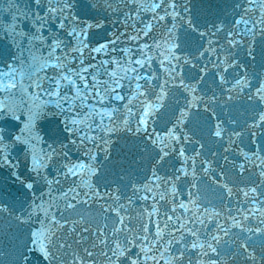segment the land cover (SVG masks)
Wrapping results in <instances>:
<instances>
[{
	"label": "snow or ice",
	"instance_id": "1",
	"mask_svg": "<svg viewBox=\"0 0 264 264\" xmlns=\"http://www.w3.org/2000/svg\"><path fill=\"white\" fill-rule=\"evenodd\" d=\"M100 2L89 0L84 7L98 9ZM6 3L7 7L0 4V14L6 13L10 17L7 21L0 19V169L9 170L10 176L24 191L23 199L16 198L13 205L5 203L0 195V216L8 214L23 225L32 221L37 213L44 215L47 226H44L45 220H41L42 227L31 231L32 247L28 248L29 253H36L39 264H97L96 253L92 250L97 248H100L99 254L104 257L105 264H160L161 260L164 264H180L188 250L198 257L196 264H226L212 259V256L220 255V246L229 243L225 237L232 234L233 228L252 234L240 240L238 246L243 250L241 256L255 262V251L249 250L250 242L253 235L264 237V227H247L245 221L259 215L258 223L264 225V207H260L264 201L258 199L259 195H264L258 193L260 185L239 189L244 201L257 207L243 211L242 219L231 215L230 210V223H216L213 231L208 230L205 221L195 213L190 217L185 215L183 219L181 215H175L178 209L183 213L190 212L183 201L177 203L175 199L169 201L173 205L170 209L173 215L160 213L154 203L147 213L148 223L133 229L121 214L122 209L126 210L119 203L121 196L116 191L101 192L91 182V178L100 172L97 165L99 154L103 153L104 160H108L112 137L127 133L141 138L145 146L151 144L154 149H159V158L153 165L149 182L142 189L132 185L133 196L139 199L136 194L141 190L151 193L154 181L165 185L171 183L173 197L179 195L175 190L176 181L188 176L186 165L189 160L195 175L196 160L201 155L200 151H195L192 157L185 154V145L193 141L182 125L189 109L204 103L205 111H208V105L216 103L217 97L214 94L205 101L195 95L196 84L185 83L182 76L184 65L195 67V64L192 63L193 58L180 56L175 51L180 48L177 29L184 27L203 40L206 36L214 37L222 32L223 25H212L207 31H201L192 18L189 0H183L182 5L177 0H102L104 11L118 16L110 21L114 30L107 33L106 39L93 45L90 32L104 28L105 23L103 20L89 21L79 15L81 0H23L22 3L6 0ZM113 3L124 7H113ZM245 3L248 6L234 20L232 30L225 35V43L229 50L242 48L246 43L247 55L254 60L257 36L264 37V0H245ZM213 8L209 0L204 10L210 12ZM235 8L240 9L241 4H236ZM256 12L259 15L254 17ZM241 24L251 26L246 27L242 34L237 30ZM117 25L120 28H116ZM157 28L160 31L153 35ZM244 35H247V41L243 39ZM214 44L218 41L209 39L208 48L200 51L199 57L205 53L216 56L215 61L209 62L218 70L223 65L224 72L229 67H243L231 53L220 59ZM219 51H225L224 47L220 46ZM157 57L163 58L157 61ZM154 62L163 69L165 76L162 82L153 68ZM200 71L207 72V65ZM217 75L221 84L228 83L223 72L217 71ZM171 87L187 91L192 99L179 110L171 128L165 133H157L152 125ZM246 88H250V84L245 73L235 80L228 92L239 90L243 93ZM232 98L229 95L228 99ZM247 98L264 104V80L254 92L247 93ZM53 118L59 121L54 137L42 127L43 122ZM260 128H264V111H260L248 125L249 134L254 138L251 141L253 145L257 144L255 129ZM224 133L222 123L218 122L212 134L223 139ZM242 135V132L233 131L225 152L232 151L231 145L236 144ZM38 145L43 146L38 150ZM74 151L87 157V162L84 159L73 160L71 154ZM172 152L183 159L184 166L175 169L173 176L157 175V165ZM240 154L248 163H254L253 157L260 161L255 166L259 170L261 184H264V156L255 151L249 155L243 149H240ZM21 157L25 162L26 177L20 173ZM223 159L235 167L227 156ZM200 163L205 174L212 171L211 161L201 160ZM239 170L241 174L246 170L244 164L239 165ZM220 175L222 177L223 173ZM62 180L70 182L66 190L59 189L58 199L65 202L66 209H75L79 204L88 205L93 200L107 198L113 201V204L102 206L104 212L113 213L116 217L110 234L105 231L106 225L95 230L78 228V221H72L67 230L68 236L73 237L72 243L67 237L57 234L69 223L67 219H57L55 211L59 209L52 198L53 185H61ZM192 186L195 187L194 184ZM219 186L229 196L233 195L228 185ZM80 187L87 188V191H78ZM189 197V203L198 206L191 199V193ZM132 198L128 197L129 203ZM165 198L166 193L161 192L159 200ZM143 199L147 200L149 196ZM153 199L155 201V196ZM153 215L164 217L163 226L151 219ZM209 215L219 217L221 213ZM197 222L206 229L204 240L200 239L199 228L189 227V224L196 225ZM84 233H91V236ZM120 234H123V239L119 238ZM188 236L193 238L190 243ZM89 239L92 240L91 246L84 247ZM73 243L78 246L75 250ZM176 245H179L176 249L179 255H170ZM205 257H208L207 261Z\"/></svg>",
	"mask_w": 264,
	"mask_h": 264
},
{
	"label": "water",
	"instance_id": "2",
	"mask_svg": "<svg viewBox=\"0 0 264 264\" xmlns=\"http://www.w3.org/2000/svg\"><path fill=\"white\" fill-rule=\"evenodd\" d=\"M3 1L5 0H0V4H3L4 7H7V3H3ZM234 1L235 0H224V3H222V0H211V2L214 5V8L210 12H206L204 10L209 0L208 1L189 0L188 6L191 9L192 18L194 22L198 25L199 29L201 31H207L212 25H222V24H218L221 18L224 19L225 25L227 26L226 22L228 21L229 17L228 16L225 17L222 11L234 7L235 6ZM177 2L178 4L181 5L183 4V0H177ZM212 13L214 14L212 15ZM0 19L9 20L10 17L8 14L3 13L0 14ZM169 23L171 22L169 21ZM226 26H223L224 30L222 32L217 33L216 36L213 37L209 35L202 40L201 44H204L205 46L204 49L208 48L209 39H212L213 41H218V43L223 42L224 49L225 50L228 49V46L225 43ZM237 30L240 31L242 34L245 32L242 31L241 27H238ZM159 31L160 29L157 28L156 30H154L153 35H155L156 32ZM177 34L179 36L180 48L175 51L180 56H189L190 58H193L192 63L195 64V67H193L191 64L184 65L182 76L183 79L185 80V83L190 85L196 84L197 91L195 92V95L197 97H203L205 101H207L208 98L212 97L215 94V96L217 97V102L210 105L216 106V104L219 103V100L225 96L224 92L230 89V86L227 83L226 84H221V82L219 83V79H218L219 76L217 75V71L223 72L225 78L234 79L236 70H232L231 67H229L228 71L224 72L223 65L218 70L217 68L214 67L213 63L209 62L210 60L215 61L216 56L209 55L208 53H205V55L202 58H200L198 53V45L200 44L201 38L199 37L198 34L195 33L192 35V32L186 31L184 27H179L177 29ZM185 36H188V38L184 39ZM157 38L159 39V37ZM237 39H241V37H237ZM243 39L247 41L248 40L247 35H244ZM148 41L150 42L151 40L149 39ZM161 42L163 43V41ZM263 45H264V37L257 36L254 45V47L257 49V53H255L254 60L249 58L247 55L246 43L242 48H234L233 53H231V56H233L236 59L238 64L243 66L242 67L243 69L245 67H248L250 64L253 65L254 63L253 66L255 68H261L264 71ZM213 46L217 47L216 44H214ZM220 52L221 51L218 50L217 54L221 58L222 55H220ZM239 59L241 61H239ZM205 65H207V72H201L200 69ZM237 68L240 69L241 67H237ZM252 73L256 78H249V76H247L249 80L251 81L264 80V75L261 74L264 72L261 73L252 72ZM164 76L165 74L161 76L162 79L160 82L163 81ZM201 77H203L202 80ZM258 84H259L258 82H255V85ZM191 99L192 97L191 95H189L187 91H183L176 87H171L168 90V94L163 101V104L165 106H163L160 109L152 125L155 131L157 133L162 134L165 133L168 128H171L172 122L175 120V117L178 114L179 110L184 108L186 105V101H189ZM222 103L225 102H220L218 105V107H221L223 111L222 113H219L220 120L222 123L223 122L228 123L229 121L231 122L232 112L234 111V109L233 107H229L228 104L226 103L222 104ZM198 106H201L202 108L205 106V104L200 103ZM238 106L244 107L242 102L238 103ZM258 108H261V110L258 109L259 112L264 111V104H260ZM167 109H171L174 112L170 114L167 111ZM249 116H251V114H249ZM240 117L242 118V116H238L237 119L241 120ZM196 120L199 121L200 118L192 117L189 109V115L185 123L182 125V128L184 132H190V135H188L190 137L193 136L199 130L194 125V122ZM56 132H57V127L54 128L52 132L48 133V135L53 137V135H56ZM112 140L113 143L111 145V155L109 159L105 161L103 153L99 154L97 159V165L105 169L106 168L109 169L111 171V175L98 174L97 176L91 178V182L95 186L99 187L101 192L116 191V193L121 196L119 203L123 204L126 209V210L122 209L121 214L125 217L126 222L129 223V225L133 229H138L142 224L148 223L149 217L147 213L152 210L154 203H155V207L159 209L160 213H167L169 215H173V213H171L170 211L173 205L169 203V201L173 199H175L177 203L183 201L190 209V212L183 213V210L178 209L175 215H181L183 219L185 215L190 217L192 213H195L200 219H203L205 223H208L212 220L211 218L212 215L209 214H213L215 212L220 213V211L223 209L226 199H231L232 201L233 197L237 195L236 190H234L235 187L234 188L232 187L233 195L229 196L228 193L225 191V189L220 187L219 185L220 184L231 185L230 178L228 177L236 175L237 177L241 178L242 174L239 169L238 171L235 169L233 164L226 163L224 161L223 159L224 152L219 157L220 159H217L215 155L217 147L214 146L213 149L209 150L208 152L201 153L200 157L197 158L195 164V175H193L192 172V167H193L192 162L191 160H189L188 164L186 165L188 170V176L187 177L182 176L179 181H176L175 190L177 193H179V195L173 197L171 192V183L165 185L161 181H154L152 182V192L148 193L141 190L136 194V196L139 197V199H137L135 196H133L132 185H136L137 187L142 189V186L146 182H149L153 165L155 164V161L159 158L157 155L159 149L158 148L154 149L151 144L145 146L141 138L132 137L127 133H119L117 135H114L112 137ZM192 141H193L192 143H188L185 145V150H186L185 154L189 157L194 156L195 151H199L198 150L199 143L197 139H193ZM134 145H138V147H134ZM42 146L43 145H38L37 146L38 150ZM263 147L264 145L261 146L259 149L261 152H264ZM71 155L73 160L84 159L87 162V157H84L82 154H78L74 151ZM201 160H208V161L214 160L211 163L212 171H210L208 174H205L202 171V165L200 163ZM24 164L25 162L21 157L20 173L22 177L27 176V173L24 168ZM257 164H259L257 160H254V163L246 162V165H244L246 169L245 173L247 174L251 173L253 175L252 177L260 178L259 170L255 166ZM182 166H184L183 159L179 158L175 152H172L168 157L165 158L163 163L157 165V169H158L157 175L165 178L169 176H173L175 174L174 170L179 169ZM101 171L102 170L100 168V172ZM221 172L223 173L222 177L220 175ZM119 173H124L125 175L120 176ZM102 183L104 184L102 185ZM239 183L245 185V183L249 184V181H239ZM69 184L70 182H65L62 180L61 185H53L52 198L55 200L56 207L59 209V211H55V210L52 211H55L57 219L60 220L67 219V221L69 222L65 226V229L63 231H59L57 234L61 237H67L68 242L72 243L73 237L68 236L67 234L68 227L71 226L72 221L80 222L79 224H77L78 228L90 227L93 230L97 228H103L106 225L107 227L105 231L106 233L110 234L111 229L115 226L116 217L113 213L104 212L102 206H105L106 204H113V201L107 198L100 201L93 200L90 201L88 205L79 204L76 206L75 209H66L65 202L62 199H58V196H59V189L63 188L64 190H66L69 187ZM193 184L195 185V187L192 186ZM157 185H159V187H157ZM242 185L240 186V188H242ZM256 185H260L259 189H262L261 186L263 184H261L260 181H256L254 184H250V187H254ZM78 189H81V187ZM42 190L46 191V189H42ZM23 191L24 190L22 186L19 184V182L15 181L10 176L9 170L0 169V195L3 196V200L5 203L9 205H13L15 203L16 198L23 199ZM161 192L166 193L165 200H159V194ZM189 193H191V199L195 200L198 206H194L193 204L189 203V199H190ZM146 195L149 196V199L144 200L143 197ZM153 196H155V201L153 199ZM128 197H133L131 203H129ZM45 199H49V198L46 197ZM37 203H39V201H37ZM233 209H234L233 206L228 207V211ZM205 210H207V214H204ZM225 213L226 215H228L227 211ZM151 219L153 221H159L161 223V226H163L164 217H161L159 215H153ZM41 220H45L44 226H47V220L45 219L42 213H37V216H34L32 221L23 225L11 219V217L8 216V214H4L3 216H0V245H3L2 243H6V242L10 243V245H14L17 247L19 254V256L17 254L16 256L9 258L7 264L8 263L39 264L37 255L34 254V252L29 253L28 248L32 247L30 242L31 231L40 229L42 227L40 223ZM189 227L199 228L200 231L203 230L204 232H200V233L201 235L204 236L205 239L206 229H203L198 222L196 225L189 224ZM154 230L155 228L153 227V231ZM84 235L91 236V233H84ZM177 235L179 234L177 233ZM119 238L123 239V234H120ZM228 238L229 237H225V240ZM192 239L193 238L191 236L187 237L189 243L191 242ZM201 240L203 239L201 238ZM91 243L92 240L89 239L88 243L85 244L84 247H90ZM73 245L76 244L73 243ZM177 248H179V245L173 247V250L170 253V255H179V252L176 251ZM221 248L222 247L220 246V249ZM97 249H93V251L96 253L95 259L97 264H105L104 257L99 254L100 248ZM192 255L193 257H191ZM195 255L196 254L191 250L185 251L183 260L181 262L191 261L192 263L195 260L194 258ZM24 257H28V259L25 260ZM67 259L70 260L71 257L68 256ZM57 264H59V262H57ZM160 264H164V261L161 260Z\"/></svg>",
	"mask_w": 264,
	"mask_h": 264
}]
</instances>
